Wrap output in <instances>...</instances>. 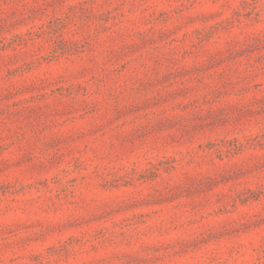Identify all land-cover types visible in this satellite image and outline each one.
I'll list each match as a JSON object with an SVG mask.
<instances>
[{
  "label": "rangeland",
  "instance_id": "rangeland-1",
  "mask_svg": "<svg viewBox=\"0 0 264 264\" xmlns=\"http://www.w3.org/2000/svg\"><path fill=\"white\" fill-rule=\"evenodd\" d=\"M0 264H264V0H0Z\"/></svg>",
  "mask_w": 264,
  "mask_h": 264
}]
</instances>
